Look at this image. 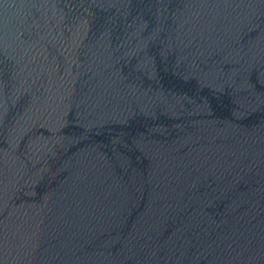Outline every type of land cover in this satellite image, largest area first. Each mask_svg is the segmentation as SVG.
Wrapping results in <instances>:
<instances>
[{"label": "water", "instance_id": "95a60500", "mask_svg": "<svg viewBox=\"0 0 264 264\" xmlns=\"http://www.w3.org/2000/svg\"><path fill=\"white\" fill-rule=\"evenodd\" d=\"M0 264H264V0H0Z\"/></svg>", "mask_w": 264, "mask_h": 264}]
</instances>
